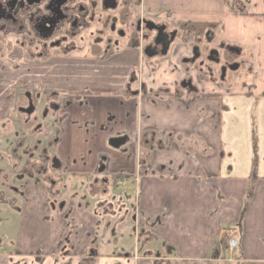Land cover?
<instances>
[{"label":"crops","instance_id":"1","mask_svg":"<svg viewBox=\"0 0 264 264\" xmlns=\"http://www.w3.org/2000/svg\"><path fill=\"white\" fill-rule=\"evenodd\" d=\"M128 1L141 18L169 29L216 27L221 44L245 61L250 83L219 87L190 69L197 93L176 95L183 46L149 62L133 47L108 58L37 61L39 87L57 100L62 177L81 188L118 178L124 196L134 189V223L147 237L143 254H122L112 249L110 225L99 232L98 212L84 198L54 205L43 184L28 182L0 264H264V0ZM11 73L0 34V120L14 109L4 102L14 89L2 80ZM162 89L171 94L156 96ZM101 159L107 163L97 180ZM231 238L235 250L219 253Z\"/></svg>","mask_w":264,"mask_h":264},{"label":"flooded vegetation","instance_id":"2","mask_svg":"<svg viewBox=\"0 0 264 264\" xmlns=\"http://www.w3.org/2000/svg\"><path fill=\"white\" fill-rule=\"evenodd\" d=\"M113 1L115 3L114 9L106 8L105 4L109 5V0H99V2L90 0H0V34L6 42V56L9 59L10 71L12 72L10 76H3L2 80L4 81L3 86L14 89V95L5 98L4 101L9 105L14 104V109L11 115L0 120V155L5 154V165L9 167V173H13L11 175L12 180H10L9 175L3 176V170L0 169L1 229L5 228L3 226L6 225L5 220L2 218L6 216V210L11 208L7 195L13 193L14 197L20 196L22 198L23 196V189L19 190L13 187L10 185L11 181H20L21 179V183H24V186L28 182L42 184L45 181L47 184L43 185L47 189L49 201L53 204L49 188L54 190L57 181L55 180V175L51 176L50 172L52 173V171L59 169V162L56 160V155L55 158H49L45 155L46 145L39 147L40 140H37V136L40 135L43 129V123L48 119H51L48 128L50 126V128L55 130L60 122V117L57 111L55 94L44 92L40 88L41 86L35 73L37 61L57 56H77L74 54L78 49L76 39L93 22L98 24V30L94 40L88 42L89 44L87 43L89 52L82 56L108 58L121 50V41L125 40V47L140 48L143 58L147 62L155 59H165L169 56L175 40L180 36L178 29H169L164 25L156 24L141 17L133 23V27L128 26L127 30L128 21L120 14L116 18H110L104 14L98 15L92 12L96 7H99L101 12H111L122 5L119 0ZM120 1L123 2L124 9L129 11L130 8L127 2L124 0ZM95 16H97L96 20ZM148 22L153 23L156 27H164V33L167 35L168 40L171 33H175L165 56L160 55L161 45L155 44L157 33L146 28ZM139 32H144L145 34L140 37V40L145 42L142 47H137L139 44L137 41ZM208 35L203 37V44L205 43L207 46L211 43ZM190 37L198 38L191 35ZM191 40L196 43L194 39ZM199 44L192 47L191 54L182 59V65L199 61L201 66L204 65L206 67L207 76L211 80L209 82L214 85L223 87L222 83L226 81L227 72L243 68L245 61L242 58L238 65L232 62L234 56L241 57L239 53H235V49L225 45L219 46L226 53L223 60L218 54L219 50L213 48H209L205 53L201 54L199 52ZM145 50L149 53H157V55L147 58L144 55ZM213 51L217 52L216 56L210 55ZM22 57L27 61L26 66L21 63ZM189 70L182 66L185 76L177 88L176 95H193L192 93L197 91L190 77ZM192 70L197 71V80L199 82H205L200 68ZM26 72L30 74L29 78L24 76ZM215 74H217L216 79ZM46 93L48 94L47 96L42 95ZM170 94L169 90L162 89L156 93V96H167ZM41 96L43 99H41ZM48 96H51V102L49 103H47ZM40 107L42 108L40 109ZM118 142L114 141V144ZM46 144H49V141ZM39 149L41 153L38 154ZM20 151L22 153L19 154L18 152ZM41 158L46 161L44 164L41 163ZM106 163V159H101V167H99L97 175L102 174ZM47 164H49L48 167ZM14 166L16 167L13 171L12 167ZM115 184L116 180L113 185ZM1 245L0 249L4 246Z\"/></svg>","mask_w":264,"mask_h":264},{"label":"rangeland","instance_id":"3","mask_svg":"<svg viewBox=\"0 0 264 264\" xmlns=\"http://www.w3.org/2000/svg\"><path fill=\"white\" fill-rule=\"evenodd\" d=\"M90 1H95V2H99V0H90ZM127 2L128 7L130 8L129 11H126L124 9V5L123 2L119 0V2L122 4L121 6H118L117 9L111 11V12H101L99 7H96L92 10V12L94 14H98V15H105L108 16L110 18H116L118 14H120L121 16H123L124 19H126L128 21V25H127V30H128V26L129 27H133V23L139 19L141 16H139V12H138V5L134 4V3H130L128 0H124ZM127 15V16H126ZM95 16V20H96ZM98 30V24L96 22L91 23V25L89 26V28L86 31H82L79 35L78 38L76 39V46H77V50L76 52H74L75 55L77 56H82V55H86L89 52V48L87 43L94 40L95 36H96V32ZM179 30V37L175 40L174 45L172 46V49L169 53V57L174 54V52L176 51V49L180 46L186 47V52L188 53V56L191 54V49L192 47H195V45H198L199 43V52L205 53L207 49L209 48H213L215 50H219L218 54L221 56V59H225L224 55L226 54L225 51L221 50L219 48V46L221 47V42H220V38H219V33H218V29L214 30V29H209L210 31H212V34L210 35V33H208L209 31L204 33V36H206L207 34L208 37L210 38L211 43L207 46L205 43L203 44L204 40L203 37H198V38H191L190 37V32L185 33L183 30L180 31V28H178ZM142 35H145L144 32H139L138 33V45L137 47H142L145 45V42H143V40H140V37ZM80 37V39H79ZM191 39H194L196 41L192 42ZM87 41V42H86ZM81 42V43H80ZM122 43L120 44V48L123 49L125 48V40L121 41ZM89 44V43H88ZM119 49V47H117ZM116 48V49H117ZM78 53V54H77ZM242 57L240 56H234L232 58V62L236 65H238L239 62L242 61L241 59ZM245 63V62H244ZM180 64L182 65V61L180 62ZM183 68L185 69H196V68H200L201 69V73L203 80H205V82H209L211 81L207 76V72H206V67L203 65L201 66L199 64V61H197L196 63L190 62L189 64H184L182 65ZM215 79L217 78V74L214 75ZM250 74L248 72V67H246V65L244 64L243 68H238L235 71L232 72H227V76H226V81L225 83H222L223 87H228L230 86L232 87H243V86H248L250 83ZM221 85V83H220ZM43 96H47L48 94H42ZM41 99L42 96H41ZM46 102V101H43ZM51 102V96L47 97V103ZM42 105V102H41ZM48 105V104H47ZM42 107H40L41 109ZM53 118V117H52ZM51 119H48L45 123H43V129L40 132V135L37 136V140H40L39 142V147L43 146L44 144L46 145V148L44 150V153L46 156H48L49 158H55V146L57 144L58 141V135H59V129H60V122L58 123L56 129L54 130V128H48V124L49 121ZM49 141V144H46V142ZM19 154L22 153V151L18 152ZM41 153V150H38V154ZM4 154V153H3ZM4 155H0V169L3 170V176L7 175L8 177H10V180H12V174L13 173H9L7 165H5L4 162ZM42 159V158H41ZM57 160V158H56ZM46 161L44 160V158L41 160V163L44 164ZM25 163V162H24ZM20 166V165H19ZM49 166V164H47V167ZM16 166L12 167L13 171L14 168ZM18 168V167H17ZM49 175V173H48ZM51 176L55 175V180L57 181V185L55 186V189H50V193H51V197H52V201L53 204H59L61 203L62 200H66L67 198H74V197H80V198H84L88 204H91L92 208L94 210H96L98 212V229L99 232L102 231L103 226L107 223V226L110 225V229H111V233L115 234L116 237L112 240L114 244V246H112V249H117L118 252H122V254L125 252H137L136 254L140 255L141 253L143 254V251L141 250V245H140V238L143 237V239L145 240L144 237H147L145 230H142L141 232L138 231V228L136 227L135 223H134V216H135V197H136V192L133 189L130 188H126V190L128 191L127 194L124 196V193L121 194L119 192H121L120 188H116L115 185L109 186L108 184H106V186H102L99 185V181L97 182L98 186L94 187L93 186V182L89 181V182H84L82 183L84 187H79V183H74L73 182H68V180H65L62 175H61V171L60 169L56 170V171H52V173L50 172ZM53 179V178H52ZM96 179L100 180L101 178V174L96 175ZM41 182L42 179H40ZM45 180V179H44ZM21 179L20 181H11V184L13 187H16L19 190L23 189L24 183H21ZM46 182L44 181L42 184H45ZM47 184V183H46ZM81 184V183H80ZM85 188H87V192H85ZM82 191H84V193L82 194ZM7 197L9 198L10 204H11V208L7 209L6 211V216L3 217L2 219L5 220V228L1 229V225H0V241L2 244L1 246H3L4 244H6V246L9 243H12V240L10 238V240L6 242V235L7 234H11L13 232V229L16 227V223H17V214L19 213L17 210V207L19 206L21 200H20V196H16L14 197L13 193H9L7 195ZM89 197L91 198V200L89 199ZM2 210V207L0 206V211ZM104 213H109L110 215H105ZM103 215L104 217H112L111 220H104L103 219ZM1 216V214H0ZM1 223V222H0ZM120 235H122V239L120 238ZM145 235V236H144ZM139 239V240H138ZM138 240V242H137ZM1 248V247H0ZM163 250H165V247H163Z\"/></svg>","mask_w":264,"mask_h":264},{"label":"water","instance_id":"4","mask_svg":"<svg viewBox=\"0 0 264 264\" xmlns=\"http://www.w3.org/2000/svg\"><path fill=\"white\" fill-rule=\"evenodd\" d=\"M105 6H106V8L114 9L115 8V3H114L113 0H109V5L105 4ZM146 28L149 31L154 30L157 33V38L155 40V44L156 45H158V44L161 45L162 50L160 52V55L161 56H165L166 53H167V50L169 48L170 43L174 39L175 33H171L170 39L168 40L167 35L164 33V27H156L153 23L148 22L147 25H146ZM144 55L147 58H152L153 56H156L157 53H149V52H147V50H145ZM210 55L216 56L217 52L213 51V52L210 53ZM123 143H124V141H119L117 144H114V145H115V147H118L119 145H122Z\"/></svg>","mask_w":264,"mask_h":264},{"label":"trees","instance_id":"5","mask_svg":"<svg viewBox=\"0 0 264 264\" xmlns=\"http://www.w3.org/2000/svg\"><path fill=\"white\" fill-rule=\"evenodd\" d=\"M212 28H216L212 25H203V24H191V23H185L183 25H181L180 27V31H184L185 33L190 32V35L193 37H201L204 36V33L209 31L208 33H210V35L212 34V31H210L209 29ZM143 161L145 159V161H147L146 157H143ZM115 180H117L118 178H114ZM226 244H224L223 246H225Z\"/></svg>","mask_w":264,"mask_h":264},{"label":"built area","instance_id":"6","mask_svg":"<svg viewBox=\"0 0 264 264\" xmlns=\"http://www.w3.org/2000/svg\"><path fill=\"white\" fill-rule=\"evenodd\" d=\"M237 246V241L234 238L228 239L225 246H220L218 249L219 253L228 252L232 253Z\"/></svg>","mask_w":264,"mask_h":264}]
</instances>
